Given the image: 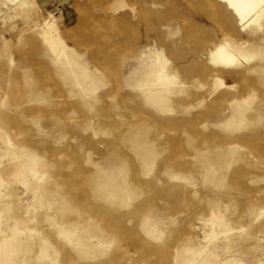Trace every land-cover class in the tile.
<instances>
[{
    "label": "rangeland",
    "instance_id": "1",
    "mask_svg": "<svg viewBox=\"0 0 264 264\" xmlns=\"http://www.w3.org/2000/svg\"><path fill=\"white\" fill-rule=\"evenodd\" d=\"M221 43L237 65L210 62ZM7 240L11 264H264V17L243 26L220 0H0Z\"/></svg>",
    "mask_w": 264,
    "mask_h": 264
},
{
    "label": "bare ground",
    "instance_id": "2",
    "mask_svg": "<svg viewBox=\"0 0 264 264\" xmlns=\"http://www.w3.org/2000/svg\"><path fill=\"white\" fill-rule=\"evenodd\" d=\"M220 1L228 5V7L238 17L239 21L243 26L248 27L250 24H256V25L260 24V22L264 17V0H220ZM45 28H47V30L42 31V36L48 42L54 54L58 57L62 56L65 50L64 45L61 43L59 37L53 36L52 34L53 32L51 30L52 28L50 26L49 21H46ZM230 48H232V45L228 43L226 44L221 43L216 45L215 48L209 51L208 53L210 62L217 68H228L230 66L237 65L239 60L230 51ZM153 55L154 58L153 60H151L150 66L154 69L152 73L155 76V79H153L152 81L161 83L164 80H163V76H161L160 74V68L163 67V63L165 62V60L162 54L158 51H154ZM251 58L252 55L244 56L245 60H250ZM218 83L220 85L223 84L221 80H219ZM247 101L248 100H244L243 103H248ZM215 217L216 216L212 214V218ZM0 251L2 254L1 264H11L10 263L11 257L16 253L14 241L7 240L5 242L0 243ZM183 263L186 264L185 261H183Z\"/></svg>",
    "mask_w": 264,
    "mask_h": 264
}]
</instances>
